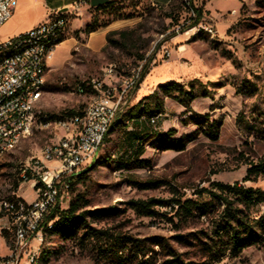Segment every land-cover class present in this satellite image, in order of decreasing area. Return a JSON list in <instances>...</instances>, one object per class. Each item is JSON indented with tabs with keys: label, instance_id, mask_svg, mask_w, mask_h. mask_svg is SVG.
<instances>
[{
	"label": "rangeland",
	"instance_id": "374dc122",
	"mask_svg": "<svg viewBox=\"0 0 264 264\" xmlns=\"http://www.w3.org/2000/svg\"><path fill=\"white\" fill-rule=\"evenodd\" d=\"M187 3L199 10V24L181 31L180 27L186 28L196 17ZM171 6L178 16L176 26L163 17ZM114 8L116 11L92 10L90 21L97 24L119 16L133 17L129 19L132 27L125 29L142 24L140 33L147 42H140L139 53L144 55L143 64L148 62L147 71L155 65L152 76L160 77L158 85L176 82L187 89L189 83L198 82L194 84L197 97L184 107L155 90L162 117L148 119L160 117L152 127L157 133L154 141L146 144L138 157L148 165L140 166L135 163L137 146L129 134L134 121L141 118V108H153L154 100L144 103L142 98L136 102L137 91L132 92L95 158L79 168L78 177L64 178L60 184L58 210H66L69 203L79 200L82 208L78 213L94 215H84V228L67 239L44 230L51 229V221L50 228L42 226L40 239L29 242L33 264H165L174 258L182 264H264V245L254 244L223 254L207 252V245L218 242L212 220L218 219L223 207L209 195L197 194L201 189L210 190L211 182L264 190V177L243 182L245 163L256 162L264 155V143L251 137L247 129L264 125V0H117ZM13 35L10 26L0 30V40ZM164 60L168 63H162ZM140 62L125 51L108 48L94 54L78 44L61 67L48 72L41 115L33 133L21 141L2 166L0 204L20 186L19 183L15 191L8 192L12 182L20 179L24 160L40 157L42 149L74 128L72 119L66 120L65 114L74 111L82 116L92 100L99 98L90 89L80 93V83L96 80L105 81L104 88L110 84L124 86L126 80L133 79ZM112 66L118 77L104 79L103 72L112 70ZM50 115L65 120L59 126L58 122L45 125L42 118ZM214 122L220 125L219 135L211 141L202 130L208 132ZM186 137L191 140L187 142ZM179 145L185 147L181 152L174 150ZM148 182L156 184L149 189L140 188L139 184ZM18 194L27 203L34 200L28 184L21 185ZM179 198L212 204L213 217H200L197 212L194 217L179 221L170 207H155L158 215L145 217L126 205L130 200ZM252 212L264 214V205ZM88 228L104 234L91 238L84 233ZM0 235L9 241L10 235L5 231ZM3 251L0 246V254ZM20 264L28 262L23 259Z\"/></svg>",
	"mask_w": 264,
	"mask_h": 264
},
{
	"label": "built area",
	"instance_id": "2783aa9c",
	"mask_svg": "<svg viewBox=\"0 0 264 264\" xmlns=\"http://www.w3.org/2000/svg\"><path fill=\"white\" fill-rule=\"evenodd\" d=\"M87 0H76L74 8L88 6ZM17 7V0H0V30L8 22ZM63 12H55L46 22H43L24 33L0 40V51L22 43L25 37H35V45L30 47L28 53L10 57L0 64V151L9 148V142L18 136L29 134L33 121L28 116L29 100L42 95L43 92H31L33 83L43 82V73L47 71V64L56 48L51 52H39L42 31H49V35L58 29L66 28V18ZM195 28V27H194ZM193 29V28H192ZM191 30V29H189ZM35 54H42V61H35ZM144 61L137 64V72L133 79L125 81L124 86L107 85L105 81H83L85 87L99 96V103L85 108L82 116L70 119L76 121V129L71 138L59 139L56 142V156H49V150H41L40 157H28L19 169L20 186L15 193L5 197V204L0 209V232L9 234V241L0 235L1 248L0 264H20L25 259L33 264V251L29 250V242L39 240V231L43 224L49 222L47 217L56 208L62 195L60 184L64 178L76 176L78 168L82 166L91 155L96 154L102 127L116 118L121 108L126 104L132 92L137 91L144 80ZM118 77L112 66L111 73H104V79ZM20 80H29V94L17 92ZM78 91L84 93L85 89L79 85ZM64 121L58 122V126ZM154 127L156 120H148ZM47 125V123H45ZM39 180H47V189H40ZM23 184H28L34 194V200L27 203L18 194ZM64 193V192H63ZM23 210H31V218L26 225L11 227L13 215H20Z\"/></svg>",
	"mask_w": 264,
	"mask_h": 264
},
{
	"label": "trees",
	"instance_id": "16d2710c",
	"mask_svg": "<svg viewBox=\"0 0 264 264\" xmlns=\"http://www.w3.org/2000/svg\"><path fill=\"white\" fill-rule=\"evenodd\" d=\"M89 1V0H87ZM117 3V0H110L107 4L93 8L96 12L103 11H116L114 6ZM189 10L196 17L192 20L189 18V21L192 20L190 25L186 28L184 26L180 27L181 31L189 30L196 27L199 24L200 12L199 10H194L189 3L186 4ZM174 9L172 6L169 8L168 12L163 14L165 19H170V23L173 26L178 25V16L174 15ZM62 17L65 18V15L62 14ZM131 16H119L115 20H129L132 19ZM110 22L106 23H94L90 21L85 25L82 34L88 36L90 33L106 27ZM142 27L141 23H138L135 27L129 29H123L119 31H112L106 34L105 40L106 45L103 48V51L108 48H112L119 51H125L130 57H133L136 61L140 62L144 60V55L140 54L142 48H139L138 45L140 42L147 40L142 38L140 29ZM172 35L171 37H174ZM63 41L60 39L58 45ZM148 64V62H147ZM147 64L144 65L145 77L148 73ZM198 82H191L188 84L187 89L176 82H166L162 85H158L156 91L160 93L163 98H169L174 101H177L180 105L188 107V105L197 97L195 94L194 84ZM80 86L85 89L84 92L88 91L90 88L85 87V84L80 83ZM156 91H154L150 96L144 97L143 102L146 103L147 99L154 100V107L151 108L148 105L143 106L139 111V117L151 118L160 114L161 102L156 100ZM204 96V93H202ZM66 120L74 116H80V113L70 111L66 114ZM60 116L50 115L49 117L42 118L43 123L49 122H60L64 121ZM151 120H155L152 118ZM220 125L216 122L208 126L207 129L202 130L203 134L210 139L211 141H216L219 135ZM250 130L251 137L255 138L258 141L264 143V125L259 127L248 126ZM151 137V136H150ZM190 137H186V141L189 142ZM135 141H142L141 147H139L134 153L136 160L135 163L140 166H147L148 163L138 160V155L141 153L142 147L148 141L143 140V137H136ZM184 145H179L174 148L175 151L181 152L184 150ZM247 165L246 175L243 178V182H255L259 177H264V155L259 158L256 162L249 161L245 163ZM79 175H77L78 177ZM79 178H77L78 180ZM20 179H17L12 182L10 185V190L8 192H13L17 189ZM156 182H148L144 184H139L141 189H149L154 187ZM174 191V190H173ZM207 194L209 197L219 203L223 209L218 214L217 220H212V228L214 230L213 234L216 237L214 244L207 245L206 250L209 253H224L225 251H239L245 247L258 244L264 245V214L254 215L252 210L258 206L264 205V190L257 188H244L239 186L238 183L232 185L222 184L219 182H211L210 190L201 189L197 194ZM81 202V201H80ZM79 200H75L69 203L66 210H58L55 208L52 213L47 217V221L52 222L51 229L45 231L53 232L61 237L70 238L77 233L81 228H84V215H94L93 212H84L79 214V210L82 208ZM127 207L134 211L137 215L145 217H154L158 213L154 211L155 207H170L174 211V217L178 218L179 221L186 220L194 217L195 213L198 212L200 217L211 218L210 216L212 204L210 203H199L191 199L181 200L179 199H170V200H155L149 199L147 201L142 200H130L126 203ZM175 209V210H174ZM89 231V232H87ZM84 233H87L91 238H99L103 235L104 232L101 230H94L88 228ZM221 251V252H220ZM165 264H182L177 258L169 260Z\"/></svg>",
	"mask_w": 264,
	"mask_h": 264
},
{
	"label": "crops",
	"instance_id": "0c3cea01",
	"mask_svg": "<svg viewBox=\"0 0 264 264\" xmlns=\"http://www.w3.org/2000/svg\"><path fill=\"white\" fill-rule=\"evenodd\" d=\"M75 1L76 0H17V7L14 15L3 25L10 26L14 32L13 36H16L43 22H46L47 19L54 15L55 12H63L67 21L65 33L63 41L56 47L52 59L47 64V71L45 72V85L47 83L48 72L51 69L61 67L67 61L71 50L75 49L76 45L80 44L86 51L97 54L101 52L106 45L105 37L107 33L123 30L126 27H132V24H130L132 23L131 20H112L106 27L100 28L90 33L88 36H84L82 31L85 25L90 22L91 11L93 9L90 5L75 9ZM154 1L156 3L160 2V0ZM162 63H168V60H164ZM154 66L148 70L141 87L137 90L134 96L136 102L156 90L160 77L152 76V73L156 71V67ZM158 115H161L160 117H162L161 113L156 116ZM159 118L156 119V123ZM148 119L149 118L143 116L135 120L133 123L134 128H131L132 133L130 132L131 134H129V136L130 139L133 140L132 144L137 146L136 150L143 144L142 141H135L136 137H143V140H148L145 143L146 145L154 141L157 135V133H153V128L149 125ZM145 145L142 147L141 153L143 152ZM139 156L140 155H138V157Z\"/></svg>",
	"mask_w": 264,
	"mask_h": 264
},
{
	"label": "bare ground",
	"instance_id": "6f19581e",
	"mask_svg": "<svg viewBox=\"0 0 264 264\" xmlns=\"http://www.w3.org/2000/svg\"><path fill=\"white\" fill-rule=\"evenodd\" d=\"M64 33H65V29H58L56 33L51 34V35H49V31H42L41 42L39 44V52H51L53 48H56L58 46V42L60 41V39H62V37L64 36ZM34 45H35V37H25L24 42L16 44L15 46L11 48H6V50L0 51V64H3V62L5 60H8L10 57L28 53L30 50V47ZM35 61H42V54H35ZM111 71L112 70H108L107 73H111ZM44 87H45V73H43V82L33 83L31 85V92H43ZM17 92H21V94H29V80H20L19 84H17ZM41 98H42V95H39L29 100L28 116H30L31 120L33 121L30 127L29 134L14 138L12 141L9 142V148H1V151H0V184H1L2 166L4 165V162L11 154L15 152V150L18 148L21 141L24 138L31 136L33 133V130L36 126V122L40 118V115H41L40 105H39ZM96 103H99V98H95L94 100H92V102L87 106V108L94 106ZM115 119L116 118L112 119L111 121H109L108 124H105L102 127V138H100V142H99V145L97 146L96 154L99 148L101 147L104 141V138L106 137ZM71 123L74 125L73 126L74 128L69 130L61 139L71 138V133L75 132L76 121L72 120ZM55 147H56V143L52 144L51 146L45 147L44 150H49V156H56ZM96 154L89 156L88 160L82 166H85V164L90 163L95 158ZM77 174H78V171L76 172V175ZM39 187L40 189H47V180H39ZM4 204L5 202H2L0 204V209L2 205ZM29 218H31V210H23L20 215L12 216L11 225L12 227H18V223L19 225H26ZM47 225L49 228L51 227L49 222L43 224V226H47ZM41 230L39 231V239H40ZM33 262H34V255H33Z\"/></svg>",
	"mask_w": 264,
	"mask_h": 264
},
{
	"label": "water",
	"instance_id": "95a60500",
	"mask_svg": "<svg viewBox=\"0 0 264 264\" xmlns=\"http://www.w3.org/2000/svg\"><path fill=\"white\" fill-rule=\"evenodd\" d=\"M109 1L110 0H89V5L90 7L96 8L107 4Z\"/></svg>",
	"mask_w": 264,
	"mask_h": 264
}]
</instances>
